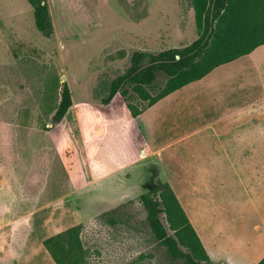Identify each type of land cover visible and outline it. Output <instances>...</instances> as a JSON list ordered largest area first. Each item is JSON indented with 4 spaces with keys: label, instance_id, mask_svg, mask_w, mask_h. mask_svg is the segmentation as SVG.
Segmentation results:
<instances>
[{
    "label": "rangeland",
    "instance_id": "374dc122",
    "mask_svg": "<svg viewBox=\"0 0 264 264\" xmlns=\"http://www.w3.org/2000/svg\"><path fill=\"white\" fill-rule=\"evenodd\" d=\"M47 3L50 37L36 29L26 0H0V264H55L42 240L73 225H80L85 264H184L154 239L139 198L164 182L192 225L199 231V220L223 248L234 251L238 234L264 233V60L256 59L264 44L215 71L229 78L226 83L236 82L235 98L246 105L245 119L256 124L234 130L257 143L261 154L256 162L262 188L253 202L254 193H244L247 181L255 180L253 169L246 176L219 146L203 141L228 135V129L205 127L213 117L228 120L227 110L194 113L193 83L136 117L120 94L101 102L131 51L196 38L190 0ZM63 81L72 105L53 124ZM197 151L204 158L217 155L220 166L202 173L199 193L191 160ZM196 201L212 213L210 224ZM114 207L121 221L111 225L100 214Z\"/></svg>",
    "mask_w": 264,
    "mask_h": 264
},
{
    "label": "trees",
    "instance_id": "16d2710c",
    "mask_svg": "<svg viewBox=\"0 0 264 264\" xmlns=\"http://www.w3.org/2000/svg\"><path fill=\"white\" fill-rule=\"evenodd\" d=\"M33 9L36 29L45 37L53 33L47 0H26ZM196 38L182 46L159 50L131 51L128 64L106 85L102 104H109L120 94L132 117L138 116L157 101L198 80L218 65L249 54L264 44V0H190ZM72 97L66 81L62 82L58 104L52 114L59 123ZM159 191L158 196L153 194ZM146 222L156 241L166 248V255L184 264L210 262L198 235L168 183L140 195ZM119 207L100 214L111 225L121 221ZM163 213L169 234L162 222ZM55 264H85V249L80 225H73L42 240ZM264 264V256L256 263Z\"/></svg>",
    "mask_w": 264,
    "mask_h": 264
},
{
    "label": "crops",
    "instance_id": "0c3cea01",
    "mask_svg": "<svg viewBox=\"0 0 264 264\" xmlns=\"http://www.w3.org/2000/svg\"><path fill=\"white\" fill-rule=\"evenodd\" d=\"M254 50L250 53L255 54L256 52ZM236 59L228 63H232ZM256 59L257 62L258 61L260 62V60H264V51L258 52L256 55ZM224 64L218 65L202 78L190 82L193 83L191 84L193 92L190 96L189 104L191 106V110L194 113L200 115H202L205 112L207 113L211 112L212 109L214 111H217V109H219L222 113H224L227 110L226 114H228V120H219V119H214L215 117H213L212 120L205 121L206 123L205 127L212 129H228L229 130L228 135L211 137L209 139H203V141L212 142V144H214L215 146H219L217 150L224 151L229 159L236 160L238 162L239 168H241L240 170L243 171L244 169V171L246 172L245 173L246 176H247V170L253 169V171L256 174V176L254 177L255 180L247 181L249 185L248 184L245 185L244 193L248 195L249 193H254L255 198L252 199V201L254 202L256 201V194L258 193V190L262 188L261 178L257 174L258 163L256 162L258 161L261 154L258 153V148H256V146H253L254 144L257 143L253 142L246 136L242 137L241 131L237 132L234 130L253 128L252 126H255L256 124L253 122H248L245 119L246 105L239 103V99L235 98L236 95H238L236 82L226 83L225 80L229 78H226L224 73L221 71L217 73L215 72L217 71V69H219V67H221ZM260 79H262V77H260ZM231 85H235V88L231 89L230 87ZM181 89L179 88L173 91L172 93L181 91ZM170 94L166 95L163 98H166ZM232 96L234 97L231 100ZM231 116L235 117V119H232L233 117ZM259 141L262 140L259 139ZM202 151L203 149H201V152ZM191 158H192L191 159L192 168L195 170L197 176V180L194 183V187H196L195 190L197 191V193H199L200 190L199 187L201 183L200 179L202 173H204L205 171L207 172L216 171V168H218L219 166V160H218V156L213 154L212 155L208 154V156L204 158V156H202V154L199 151L192 153ZM204 159L206 160L204 161ZM196 203H197V208L199 207L202 210L201 211L202 218L206 219L207 223L210 224L212 213L206 210V206L199 205V201H196ZM239 213L236 212L237 217L242 215L243 217H246V215ZM197 223L201 234L199 233L198 229H196V227L192 225V223L191 225L193 226L196 234L198 235L208 257L213 262L219 261L221 263H226V264H256L264 256V249H262L264 248V233L253 231L254 233L249 232L250 234L248 235H246V233L238 234L236 238L232 240V242L235 241V248L233 251L232 249L227 250L223 248L222 244L220 243L221 240L219 239V236L218 237L216 235L211 237L207 236L205 231L201 227L199 220H197ZM203 237H205V239L207 240L208 245H206V243L204 242Z\"/></svg>",
    "mask_w": 264,
    "mask_h": 264
}]
</instances>
